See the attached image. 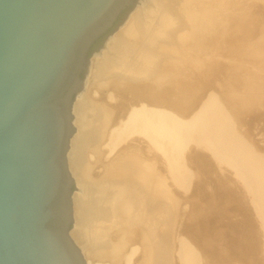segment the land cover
Masks as SVG:
<instances>
[{
    "label": "bare ground",
    "instance_id": "obj_1",
    "mask_svg": "<svg viewBox=\"0 0 264 264\" xmlns=\"http://www.w3.org/2000/svg\"><path fill=\"white\" fill-rule=\"evenodd\" d=\"M263 88L264 0H140L91 58L73 105L69 169L89 187L73 195L78 225L70 233L87 264H198L196 241L208 250L205 264L249 256L261 264L247 208L237 207L239 220L218 222L231 190L216 195L217 207L209 202L201 231L204 210L193 202L186 235L177 236L181 202L172 185H188L191 163L207 149L208 168L231 169L264 222V165L210 91L244 108Z\"/></svg>",
    "mask_w": 264,
    "mask_h": 264
},
{
    "label": "water",
    "instance_id": "obj_2",
    "mask_svg": "<svg viewBox=\"0 0 264 264\" xmlns=\"http://www.w3.org/2000/svg\"><path fill=\"white\" fill-rule=\"evenodd\" d=\"M139 1L0 0V264H87L70 233L73 105Z\"/></svg>",
    "mask_w": 264,
    "mask_h": 264
},
{
    "label": "rangeland",
    "instance_id": "obj_3",
    "mask_svg": "<svg viewBox=\"0 0 264 264\" xmlns=\"http://www.w3.org/2000/svg\"><path fill=\"white\" fill-rule=\"evenodd\" d=\"M103 43H104V41L103 42L100 41L94 49L96 51L99 50L100 48H102ZM263 89L260 90V94L262 93L261 94L262 98L260 97L259 101L257 100V101L249 102V105H247L248 107L246 106L244 108L243 107L241 108L239 106H234L230 102L226 103V100L224 99L225 96H223L220 91H216L213 89L210 90L212 92H215V96H217V99L219 100V102L226 109L225 111H227V113H228L227 116L229 119L230 126L233 127L234 134L243 138L245 140V142L249 145V148L254 151V153H258V155H259L258 158L262 162V165H264V97H263L264 96V93H263L264 90ZM77 98L75 99V101L77 100ZM225 98H227V97H225ZM228 105H229V107H228ZM231 107H232V109H231ZM233 110H235L236 112ZM74 132H76V127H75ZM200 150H203V151H201L200 154L201 155L203 154L206 158L202 157L203 156L202 155L201 157H198L197 160L195 159L191 163V178H190L188 185L185 187H179V188L178 187L176 188L175 185H172V190L174 189V191L177 193V196L181 202L180 216H179L178 222L176 224L175 234L177 236H179V235L185 236L186 235L185 231L183 229V226L185 225V223L187 221V218H188L187 214L190 212L192 205H193L192 204L193 202L197 203L199 205L200 209L204 210L202 215L199 216L200 224H197L198 227H196V229H195L197 231H201V228H203L202 226H205L206 222H208V220L212 214V209H210L209 202H213L215 204V207H217L218 202H216V199H215L217 197L216 195H220L222 197L227 192V190H231V192H232L231 193V196H232L231 201L232 202H226L225 201L226 203L219 204L220 211L217 212L218 222L221 223L222 226H225L230 220H239L240 218H242V215L239 214V212L241 210H239L237 207L241 206L242 208H247L249 211V214L251 215V217H253V222H255L254 225H255L256 229L258 230V233L260 236L261 242H260V247H259V250H260L259 255L262 257V263L261 264H264V228H263L264 222L261 223V220H263V219L262 218L260 219V216L257 215V210L255 208V204H256L255 201L250 200L251 197H249L248 193H247L248 195L246 194L247 195V197H246L245 192H244L241 184L238 187L237 183H240V180L239 179L238 180L236 179L237 181L234 180L236 175H234L232 173L231 169L224 167V168H222L223 171H221V169H219L215 165H213L211 167L212 169L208 168V167H210L209 164H212L211 162L214 161V157L212 159V154L208 153L209 151L207 149L205 151L203 148H200ZM188 152H187V154H189ZM207 154L209 157L207 156ZM195 155H196V153H195ZM210 157H211V159H210ZM207 158H208V160H207ZM205 161H208V162H205ZM70 168H71V166H70ZM71 172H72L73 178L75 180L74 186L81 188L83 190L82 193L79 191H73V195L77 196V194H78V196H84V193L87 192L86 187H89V184L86 183L87 185L81 186V184H78V178L75 176L74 171L71 170ZM225 172H227V173H225ZM200 174H202V175H200ZM221 174H223V175H221ZM199 177H202L203 180ZM236 178H237V176H236ZM231 179L233 182L231 181ZM199 181H201V182H199ZM198 183H200V184H198ZM228 193H230V192H228ZM204 194H206V195H204ZM78 196L75 197V200L78 199ZM194 197H196V198H194ZM73 209H74V205H73ZM75 220H76V218L74 219V222L72 224V229L77 228L78 224H76V223H78V222H75ZM260 224L262 226H260ZM224 231L225 232L227 231V233H228L229 228L226 227ZM192 243H193L195 250L197 251V262H198V264H205V257H206V253L208 252V250H205L204 248H202V246H200V243L198 241L192 242ZM239 264H254V263L251 260V257L249 256L247 258H244L242 263H239Z\"/></svg>",
    "mask_w": 264,
    "mask_h": 264
},
{
    "label": "flooded vegetation",
    "instance_id": "obj_4",
    "mask_svg": "<svg viewBox=\"0 0 264 264\" xmlns=\"http://www.w3.org/2000/svg\"><path fill=\"white\" fill-rule=\"evenodd\" d=\"M128 11L127 10H125L120 16H119V18H118V20H117V22L115 23V26L124 18V16L126 15V13H127ZM105 40V36H103L101 39H100V41H104ZM95 49H93L91 52H93Z\"/></svg>",
    "mask_w": 264,
    "mask_h": 264
},
{
    "label": "trees",
    "instance_id": "obj_5",
    "mask_svg": "<svg viewBox=\"0 0 264 264\" xmlns=\"http://www.w3.org/2000/svg\"><path fill=\"white\" fill-rule=\"evenodd\" d=\"M100 42V39L97 41V42H95L94 43V45L91 47V50H93L96 46H97V44Z\"/></svg>",
    "mask_w": 264,
    "mask_h": 264
}]
</instances>
